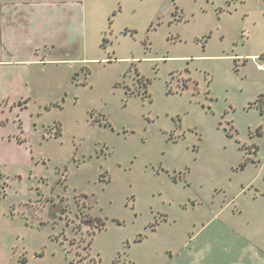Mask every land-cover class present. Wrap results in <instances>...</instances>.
<instances>
[{
  "label": "rangeland",
  "instance_id": "1",
  "mask_svg": "<svg viewBox=\"0 0 264 264\" xmlns=\"http://www.w3.org/2000/svg\"><path fill=\"white\" fill-rule=\"evenodd\" d=\"M81 1L69 60L3 93L0 264H253L264 0Z\"/></svg>",
  "mask_w": 264,
  "mask_h": 264
},
{
  "label": "crops",
  "instance_id": "2",
  "mask_svg": "<svg viewBox=\"0 0 264 264\" xmlns=\"http://www.w3.org/2000/svg\"><path fill=\"white\" fill-rule=\"evenodd\" d=\"M85 22L86 6L81 0H0V149L10 137L5 135L4 115L10 108L3 94L7 86L29 82L31 67L42 61L69 60L56 58V53L62 50L68 55V43L81 39ZM20 130L24 132L22 123ZM18 141L25 140L19 137ZM242 250L253 255V264H264V253L256 244H245Z\"/></svg>",
  "mask_w": 264,
  "mask_h": 264
},
{
  "label": "trees",
  "instance_id": "3",
  "mask_svg": "<svg viewBox=\"0 0 264 264\" xmlns=\"http://www.w3.org/2000/svg\"><path fill=\"white\" fill-rule=\"evenodd\" d=\"M262 98V99H261ZM263 103H264V96H261V97H259V99L256 101V103L255 104H257V106L260 108V109H262L263 108ZM59 130H58V134L60 135L61 134V130H60V128H58ZM94 220H96L98 223V227L100 228V229H104V226H105V223H104V221H102L100 218H95V219H93V218H90V220L88 221L89 223H91V222H93Z\"/></svg>",
  "mask_w": 264,
  "mask_h": 264
},
{
  "label": "flooded vegetation",
  "instance_id": "4",
  "mask_svg": "<svg viewBox=\"0 0 264 264\" xmlns=\"http://www.w3.org/2000/svg\"><path fill=\"white\" fill-rule=\"evenodd\" d=\"M90 218L95 219L94 217H90V216L87 217V218L85 219L86 224H87L88 226L96 227V228L98 229V231H102L103 229H100V228L98 227V224L96 223V222H97L96 220H94V221L91 222V223L88 222V221L90 220Z\"/></svg>",
  "mask_w": 264,
  "mask_h": 264
},
{
  "label": "built area",
  "instance_id": "5",
  "mask_svg": "<svg viewBox=\"0 0 264 264\" xmlns=\"http://www.w3.org/2000/svg\"><path fill=\"white\" fill-rule=\"evenodd\" d=\"M259 69H262V67L259 66ZM262 135L264 136V129H262Z\"/></svg>",
  "mask_w": 264,
  "mask_h": 264
}]
</instances>
